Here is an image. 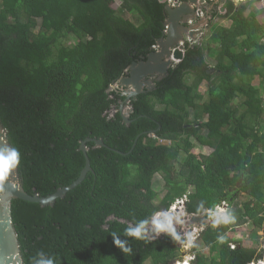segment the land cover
Wrapping results in <instances>:
<instances>
[{
  "label": "trees",
  "instance_id": "trees-1",
  "mask_svg": "<svg viewBox=\"0 0 264 264\" xmlns=\"http://www.w3.org/2000/svg\"><path fill=\"white\" fill-rule=\"evenodd\" d=\"M211 3L207 40H185L182 60L154 90L131 99L126 125L123 90L109 88L156 50L167 2L120 0L114 10L105 0H0V123L20 152L24 191L46 197L72 184L84 167L79 147L86 138L109 148L86 144L92 172L53 206L12 200L23 264L39 252L57 264L182 262L180 241L168 235H124L182 198L185 215L208 218L206 211L224 202L235 216L228 225H203L202 247L188 250L190 264L262 259L259 245L236 238L243 226L264 232V8ZM197 134L202 142L195 143ZM197 144L211 152L179 160L183 148ZM112 233L128 240L131 252L118 249Z\"/></svg>",
  "mask_w": 264,
  "mask_h": 264
},
{
  "label": "water",
  "instance_id": "water-1",
  "mask_svg": "<svg viewBox=\"0 0 264 264\" xmlns=\"http://www.w3.org/2000/svg\"><path fill=\"white\" fill-rule=\"evenodd\" d=\"M164 2V0H159ZM205 4V0H188L187 2L178 3L173 1L172 4H167L165 10L167 12V19L164 22L163 37L156 42V50L147 55L146 60L142 62H133L126 71V76L120 78L118 83H113L109 90L116 87L123 90L122 96L125 98L123 104L119 108L120 115L124 124L129 125V115L132 113L131 106H123L129 104L131 99L145 91L151 92L154 90V81L149 78L157 75L156 82L161 81L167 74L168 69L180 62L183 58V47L185 39L190 42L198 41V36L202 34V27H207L211 16L204 20L189 24L196 18L202 15V10L199 5ZM221 11L223 9L221 8ZM188 23V26L186 24ZM198 35V36H197ZM197 36V37H196ZM186 37V38H185ZM115 110L113 111L114 114ZM93 143L97 148L109 149L102 139L86 138L80 142L79 150L84 157V167L81 170L78 178L69 186L58 189L54 194L46 197H41L38 194L29 195L22 187L18 167L12 170L7 179L0 181V264H23L20 245L16 230L13 225L11 215V202L14 199H19L24 202L39 204L42 207L53 206L55 201L59 198H64L67 192L76 188L85 179L88 172H92L90 161L87 156V143ZM136 140L134 141V143ZM134 145V144H133ZM0 146H9L11 144L7 138V131L0 123ZM134 147V146H133ZM132 147V149H133ZM132 149L127 153H121L113 150L119 155H128ZM177 213L182 223L176 224V232L180 234L190 235L195 232L199 226L207 225L209 218L195 215H185L180 211ZM185 213V212H184ZM166 234H160L158 237L149 233L150 239L162 238ZM182 241L188 240L187 237H181ZM180 244H183L180 242ZM264 264V258L263 263Z\"/></svg>",
  "mask_w": 264,
  "mask_h": 264
},
{
  "label": "clouds",
  "instance_id": "clouds-1",
  "mask_svg": "<svg viewBox=\"0 0 264 264\" xmlns=\"http://www.w3.org/2000/svg\"><path fill=\"white\" fill-rule=\"evenodd\" d=\"M218 1L219 0H217L216 2ZM164 2L166 1L164 0ZM211 2L215 4V1ZM200 37L201 42L198 45L202 43V40L205 37L203 32L197 38L199 39ZM197 42L198 41H193L191 43L197 44ZM19 164L20 152L17 148L9 146H0V181H4L5 179H7L10 172L16 169ZM200 208L203 209V202H201ZM206 214L211 220L213 227H217L221 224L228 225L235 222V216L231 212L223 208L207 210ZM179 223H182V220L177 213L172 210H164L161 212L154 213L150 219H144L138 221L135 225H130L125 229L124 235L126 237H131L135 240L148 241L150 239L149 233H152L157 237L163 233L168 235L173 240L184 243V241L181 240V237L176 232L175 225ZM111 236L113 244L118 249H120L124 253L131 252V248L128 246V240H121L119 238V235L116 233H112ZM220 239L222 240L223 237H220ZM259 251L262 252L263 257L260 261L263 263L264 252L261 250L260 246ZM188 263L190 264V262ZM32 264H57V260L53 255H48L44 252H39L35 257H33Z\"/></svg>",
  "mask_w": 264,
  "mask_h": 264
},
{
  "label": "rangeland",
  "instance_id": "rangeland-1",
  "mask_svg": "<svg viewBox=\"0 0 264 264\" xmlns=\"http://www.w3.org/2000/svg\"><path fill=\"white\" fill-rule=\"evenodd\" d=\"M106 1V3L112 8V9H114V10H117L118 8H119V6H120V0H105ZM247 0H240L239 2H238V0H233V2L236 4V5H238L240 2H246ZM247 6H248V11H258V10H260V9H262L263 7H264V0H261V1H257V0H250V1H248L247 3ZM220 13H222L221 11H220ZM215 22L214 23H216V24H219V25H221V26H225V25H227L228 23L227 22H224L223 20H222V22H220V20H214ZM208 33V32H207ZM207 40V35L204 37V39L202 40V41H206ZM68 43H69V41H68ZM185 79H187V83L188 84H190L191 83V79H190V77L189 76H186L185 77ZM253 85H255V86H258L259 85V82H258V80L257 79H254L253 80ZM206 88H205V86H203V87H200V92H204V90H205ZM203 98L205 99V95H203ZM237 102H241V100H237ZM201 121V120H200ZM203 141V135L202 134H197L196 135V137H195V143L196 142H202ZM211 152V150H209L208 148H206V147H202V146H200L199 144H197V145H195V148L194 149H192V150H185L184 148L180 151V156H179V160H181V161H185L189 156H191V155H196V156H202V155H204V156H206V155H208L209 153ZM255 158H257V155H255ZM154 189L159 193V195H160V197L162 196V182H161V177H159V176H156L155 178H154ZM225 209V208H224ZM226 210H227V208H226ZM212 222L211 221H209L208 222V224H211ZM203 227L204 226H199V227H197L196 229L194 228V231L195 232H193V233H191L190 235H183V234H181V237H187V239L188 240H186L182 245H183V247H184V252L186 253V255L184 256V260H185V258L186 257H188L189 255H187L188 254V250L193 246V245H195L196 247H198V248H201L202 246L200 245V243L197 241V239H196V242H194V240H193V237L198 233V231H201V230H203ZM244 232H245V236L247 235V234H250L251 232H255V231H253V228L251 227V226H245V227H243V229H242ZM247 240V239H246ZM250 243V242H249ZM247 241H245L244 242V244L245 245H247V244H249ZM251 244V243H250ZM189 245H191V247H189ZM183 260V261H184ZM174 262V264H180V263H182V264H184V262Z\"/></svg>",
  "mask_w": 264,
  "mask_h": 264
},
{
  "label": "crops",
  "instance_id": "crops-1",
  "mask_svg": "<svg viewBox=\"0 0 264 264\" xmlns=\"http://www.w3.org/2000/svg\"><path fill=\"white\" fill-rule=\"evenodd\" d=\"M233 1V0H232ZM240 0H238V2H239ZM242 1V0H241ZM248 1H250V0H247L246 2H240L238 5H241V4H245L246 6H247V2ZM258 1V0H257ZM259 1H261V0H259ZM211 0H205V4H203V5H199L198 7L202 10V15L198 18L199 20L201 19V20H204L205 18H207L209 15H210V11L212 10V6H211ZM215 3H216V1H215ZM234 3V2H233ZM235 4V3H234ZM236 5V4H235ZM264 8V7H263ZM247 10H248V6H247ZM221 11V10H220ZM259 11V10H258ZM257 11V12H258ZM222 13L221 14H223V11H221ZM264 20V17L263 16H258V21H263ZM224 22H227L228 24L227 25H225L224 27H228L229 26V22L228 21H226V20H223ZM193 22L194 23H196V22H198V20L197 19H194L193 20ZM222 22V21H221ZM209 23H210V21H209ZM209 23H208V25H209ZM208 25H207V27H208ZM206 26L205 27H202V32L204 33V35L206 36L207 35V32L209 31V28H207ZM198 36V35H197ZM196 36V37H197ZM201 42V37L198 39V42H197V44H199ZM202 42H204V41H202ZM255 155H257V157H258V154H255ZM255 155H254V157L253 158H255ZM257 158H255L254 160H256ZM243 227H245V226H243ZM243 227H241V228H238L237 229V238L236 239H238V240H242L243 241V243L245 242V241H247L249 244H247V245H245V246H253V245H257V247H258V245L260 246V245H262V240H263V238H264V232L261 230H255V232H251L250 234H247L246 236H245V232L242 230L243 229ZM247 239V240H246Z\"/></svg>",
  "mask_w": 264,
  "mask_h": 264
},
{
  "label": "built area",
  "instance_id": "built-area-1",
  "mask_svg": "<svg viewBox=\"0 0 264 264\" xmlns=\"http://www.w3.org/2000/svg\"><path fill=\"white\" fill-rule=\"evenodd\" d=\"M168 4H172L173 3V1H177V0H165ZM211 1H217V0H211ZM178 2V1H177ZM197 19V18H196ZM194 22L193 21H190L189 22V24L190 25H192ZM184 203H185V198H182V199H178V200H176L175 201V203L170 207V209L169 210H172V211H176V210H178V211H180L182 214H185L184 213ZM217 208H227V204L226 203H222L219 207H217ZM216 208V209H217ZM199 232L200 231H198V233L193 237V240H194V242H196V239L198 238V236H199ZM181 247L184 249V247H183V245L181 244ZM189 247H191V245H189ZM231 247V249H234V245H231L230 246ZM261 250L264 252V238H263V240H262V245H261ZM193 259V257L192 256H188V257H186L185 258V260L183 261L184 263L185 262H190L191 260ZM259 263H262L261 261H259V262H257V263H251V264H259Z\"/></svg>",
  "mask_w": 264,
  "mask_h": 264
},
{
  "label": "flooded vegetation",
  "instance_id": "flooded-vegetation-1",
  "mask_svg": "<svg viewBox=\"0 0 264 264\" xmlns=\"http://www.w3.org/2000/svg\"><path fill=\"white\" fill-rule=\"evenodd\" d=\"M211 6H212V8H213V5L211 4ZM210 13V12H209ZM197 20H199V19H197ZM186 26H188V23L186 24ZM186 38V37H185ZM186 40V39H185ZM158 76L157 75H155V76H153V77H151V78H149V80L150 81H155V79L157 78ZM123 104V102L120 104V107H121V105ZM125 106H128V104H124ZM260 247H261V245H260Z\"/></svg>",
  "mask_w": 264,
  "mask_h": 264
},
{
  "label": "bare ground",
  "instance_id": "bare-ground-1",
  "mask_svg": "<svg viewBox=\"0 0 264 264\" xmlns=\"http://www.w3.org/2000/svg\"><path fill=\"white\" fill-rule=\"evenodd\" d=\"M182 264V263H181ZM184 264H189L188 262H185Z\"/></svg>",
  "mask_w": 264,
  "mask_h": 264
}]
</instances>
